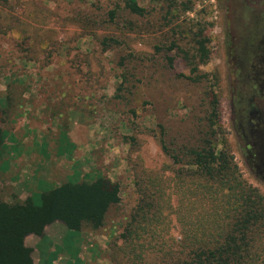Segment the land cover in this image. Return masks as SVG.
Returning a JSON list of instances; mask_svg holds the SVG:
<instances>
[{"label":"rangeland","instance_id":"1","mask_svg":"<svg viewBox=\"0 0 264 264\" xmlns=\"http://www.w3.org/2000/svg\"><path fill=\"white\" fill-rule=\"evenodd\" d=\"M126 2L0 0L3 152L27 153L11 161L18 178L0 175V194L12 203L13 189L32 191L40 204L41 193L68 181L102 176L120 187L121 201L99 231H70L69 245L45 235L36 249L43 263L53 262L51 243L59 249L57 264H67L71 254L76 264H154L152 250L134 252L137 243L122 236L142 191L154 182L169 204L162 237L167 244L182 238L179 219L187 213L200 220L229 199L235 202L228 190L217 197L213 190L204 196L189 190L192 180L186 176L197 170L173 158L209 130L215 96L219 150L230 152L244 184L264 197V157L251 172L232 129L228 53L231 33L239 28H253L247 42L254 43L259 32L264 41V0H138L145 17L126 10ZM200 31L210 59L193 70L185 57L192 55ZM7 165L0 163V169ZM32 250L38 264L39 253Z\"/></svg>","mask_w":264,"mask_h":264},{"label":"trees","instance_id":"2","mask_svg":"<svg viewBox=\"0 0 264 264\" xmlns=\"http://www.w3.org/2000/svg\"><path fill=\"white\" fill-rule=\"evenodd\" d=\"M125 9L141 17L147 14L138 0H127ZM115 16L112 11V19ZM195 38L192 55L185 57L193 70L210 59L204 31ZM104 46L110 45L104 41ZM211 106L209 130L196 145L184 146L173 158L178 163L187 160L186 164L197 170L186 176L192 182L196 180L187 186L189 190L197 188L202 196L213 190L212 196L216 197L228 190L232 193L229 197L236 200L229 199L211 216L200 220L190 218V213L184 215L179 219L182 238L172 245L162 241L169 204L161 184L154 182L153 189L145 188L138 210L122 236L131 245L137 243L134 252L152 250L154 264H264V197L244 184L230 152L226 148L219 150L220 103L216 96ZM6 139L7 131L0 125V161ZM34 195L24 201L15 197L8 203L0 194V264H34L33 250L26 245V238L36 235L43 239L46 227L55 222L75 233L99 231L109 210L121 201L119 184L102 176L90 182L68 181L44 191L39 195L40 204Z\"/></svg>","mask_w":264,"mask_h":264},{"label":"flooded vegetation","instance_id":"3","mask_svg":"<svg viewBox=\"0 0 264 264\" xmlns=\"http://www.w3.org/2000/svg\"><path fill=\"white\" fill-rule=\"evenodd\" d=\"M252 29L232 31L228 47L232 60L231 125L251 172L264 157V41L259 32L254 43L247 42Z\"/></svg>","mask_w":264,"mask_h":264},{"label":"crops","instance_id":"4","mask_svg":"<svg viewBox=\"0 0 264 264\" xmlns=\"http://www.w3.org/2000/svg\"><path fill=\"white\" fill-rule=\"evenodd\" d=\"M5 153L6 154H4V152H3V154H2V158L6 157L5 160L0 161V163H4L5 161H8V165H7V168H5L4 170L0 169V175L10 173L11 174V180H14L15 178L19 177L18 173L20 172V170L14 169V163L13 162L11 163V161H13V159H15V158H18V159L22 158L23 156L27 155V153L20 151L18 148H13L12 151L9 149V151H7ZM6 155H8V157H10L9 160H8ZM17 174H18V177H17ZM23 180H24L23 182L28 181V177L26 179H23ZM28 186L29 187L32 186L31 183H29ZM35 190H37V188ZM13 192L16 195L15 197L18 198L19 200H22V201L26 200L28 197L33 195L32 191L27 193V192H19L18 190L13 189ZM44 233H45V235H48L50 238L57 239V240H59L60 243L68 244V245H69L68 241L71 243V240L74 237V236L70 235L71 232L61 222H55V223L47 226ZM31 236H35V237H32V241H31L32 244L27 245V239L29 238V236H28V238H26V245L29 248L36 250L37 247L42 243V238L38 237L36 235H31ZM51 245H52L51 243L48 244V250L51 252L50 254L53 255V262H51L49 259L48 261L43 263V259L40 257V252H38V250H36L37 253H39V257H37L38 258V264H48V262H49V264H57L56 261L58 259H60L57 257L58 255H60V254H58L59 249L57 247H52ZM69 251H71V247H69ZM77 254H78V251H76V255ZM71 255L72 256L69 257L67 264H76L78 262L77 256H75L74 254H71ZM75 257H76V261H75ZM32 258H33V256H32Z\"/></svg>","mask_w":264,"mask_h":264}]
</instances>
